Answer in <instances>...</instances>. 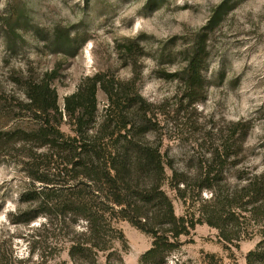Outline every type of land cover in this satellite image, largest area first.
Segmentation results:
<instances>
[{
  "label": "rangeland",
  "instance_id": "obj_1",
  "mask_svg": "<svg viewBox=\"0 0 264 264\" xmlns=\"http://www.w3.org/2000/svg\"><path fill=\"white\" fill-rule=\"evenodd\" d=\"M222 3L226 9L221 21L203 32ZM23 14L21 37L9 34L8 23ZM56 28L75 39L74 56L53 53L47 46ZM203 33H207L204 87L195 102L185 96L183 84L174 75L185 66L191 47ZM54 70L57 77L52 86L63 112L61 130L66 134L73 132L64 112L65 98L100 73L105 81L135 80L140 94L152 105L156 127L144 140L159 145L177 172L194 175L212 151L225 146L238 152L228 158L223 174L227 185L234 186L239 175L264 171V0H0L2 264H71L68 240L85 229L82 221L72 219L52 218L49 227L45 214L29 223H16L21 213L38 207V202L24 200L23 195L45 186L32 176L39 167L48 168L50 163L42 156L48 149L19 140V134L7 137L2 133L28 131L38 125L20 104L25 102L21 80L41 79ZM97 99L98 123L107 102L101 90ZM167 174H172L169 169ZM164 190L179 216L196 211L195 199L212 196L208 190L200 195L191 192L185 204L167 184ZM116 227L129 245L124 264H138L151 239L127 221H118ZM259 239L243 240L228 251L216 229L197 225L166 264L188 260L200 264L202 252L220 255L224 264H246V254ZM104 255L99 264H109Z\"/></svg>",
  "mask_w": 264,
  "mask_h": 264
},
{
  "label": "trees",
  "instance_id": "obj_2",
  "mask_svg": "<svg viewBox=\"0 0 264 264\" xmlns=\"http://www.w3.org/2000/svg\"><path fill=\"white\" fill-rule=\"evenodd\" d=\"M225 9V3L219 5L202 31L212 30ZM24 16L8 23L9 34L21 37L18 30L25 29L21 24L26 21ZM206 36L207 33L199 36L185 66L174 75L183 84L185 96L195 102L204 87ZM47 46L51 52L67 56L77 52L75 39L60 28L54 30ZM127 48L133 50L131 46ZM56 77L54 70L41 79L21 80L25 102L20 104L38 125L28 131L2 133L7 137L19 134V140L48 149L42 155L50 163L48 168L39 167L32 176L45 186L23 195L24 200L38 202L37 211L21 213L16 223H29L40 214L48 216L49 227L53 219L82 221L85 229L70 238L66 246L71 264H99L101 254H105L109 264H124L123 254L129 245L116 227L118 221H127L151 239L138 264H166L167 258L185 244L183 238L190 237L201 224L216 229L228 251L232 246L238 248L243 240L259 236L245 259L246 264H264V171L239 175L234 186L227 185L223 174L228 158L238 152L225 146L212 151L194 175L177 172L159 145L144 140L156 127L150 114L152 105L140 94L135 80L105 81L100 73L87 78L65 98L64 112L73 132L66 134L61 130L63 112L52 86ZM99 90L107 103L97 123ZM166 184L185 204L191 192L200 195L208 190L212 196L207 200L195 199L196 211L179 216L164 190ZM116 243L120 248L115 247ZM186 264L194 262L188 260ZM200 264L224 261L216 253L202 252Z\"/></svg>",
  "mask_w": 264,
  "mask_h": 264
}]
</instances>
